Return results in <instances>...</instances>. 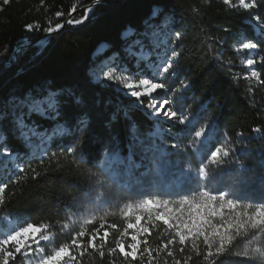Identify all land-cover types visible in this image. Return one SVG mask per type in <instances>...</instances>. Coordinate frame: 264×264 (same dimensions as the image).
Masks as SVG:
<instances>
[{
  "label": "trees",
  "instance_id": "1",
  "mask_svg": "<svg viewBox=\"0 0 264 264\" xmlns=\"http://www.w3.org/2000/svg\"><path fill=\"white\" fill-rule=\"evenodd\" d=\"M92 4L93 0H10L4 5L0 0V52L7 49L0 61V72H3L0 95H6L18 84L25 88L43 85L53 90L70 87L78 74L82 76V66L89 60L98 66L116 67L135 79L153 80L155 76L147 63L158 65L160 57L171 55L168 51L171 46L179 54L174 59V72L164 79L173 90L171 105L175 109V96L182 95V115L194 119L187 125L154 120L145 103L136 107L133 98L108 84L106 88L94 89L93 94L98 91L102 104L106 105L104 121H109L113 114L116 119L111 121L110 129L104 128L102 121L94 120L99 136L84 141L82 152L68 153L67 147L75 146L67 137H37L28 148L9 137L8 143L18 158L12 164H0V185H8L0 193V235L7 227L5 218L20 227L31 223L49 233L47 248L56 251L58 247L70 245L72 238L82 231L85 235L72 251L75 259L70 264H209L205 260L208 248L202 237L189 236L183 243L179 241L178 233L184 231L182 223L189 222L190 218L187 207L178 201L183 195L199 201L198 189H189L197 184L203 186L196 173L199 163L207 162L210 154L195 149L186 151L191 139L186 129L198 130L201 125L210 124L209 147L218 146L227 138L236 153L223 166H214L218 167L216 174L220 179L209 190L236 191L237 196L225 199L239 198L241 204L261 202L258 177L264 173V67L249 66L245 61L259 60L264 57V51L236 46L249 38L264 39V33L250 19L248 10L227 5L223 0H169L166 13L156 22L153 31H161L167 38L177 27L182 29L183 37L178 44L172 45L167 40V48L151 37L143 49L147 59L141 61L137 55L117 58L110 47L98 49L116 39L126 25L147 16L152 0H109L96 25H66L59 33L52 34L43 55H35L40 51V41L46 37L43 29L65 22L73 6L77 10L71 18L78 19L84 7ZM57 12L62 16L57 17ZM255 14L264 16V9L253 10L251 15ZM28 23L38 24L39 28L27 32L24 26ZM25 38L30 45L14 60L13 54ZM252 72L259 74V80ZM48 81L51 84H46ZM185 82H190L191 87L177 93L176 89ZM125 112H128L127 118ZM33 119L41 131L52 126L51 121ZM133 124L135 128L131 127ZM256 127L262 131L253 132ZM239 132H243V137L237 135ZM173 143L179 144V149L171 147ZM161 154L178 162L183 171L177 173L173 167L160 176L153 171L146 179L142 173ZM241 165L249 171H242ZM241 176L249 177V182L240 184ZM181 188L186 190L180 195L162 194L176 193ZM146 199H152L153 203L143 207ZM164 200L169 201L167 206L163 205ZM182 208L183 215L177 219ZM244 211L239 205L235 211L225 207L221 210L222 216L213 217L212 223L224 231L226 222L235 223L238 213L244 218ZM158 215L167 216L169 223L157 220ZM137 216L141 217L139 223ZM129 224L136 225V230L128 228ZM126 230L127 235L122 236ZM105 232L108 235L102 241L100 237ZM229 232L234 234L235 229ZM241 232L233 241V252L264 251V230L249 226ZM93 235L97 237L93 242L95 248L89 246ZM132 235L137 236L135 243L138 244L135 260L126 259L118 249L112 252L117 241L124 243L125 251H131L128 246L133 243ZM169 241L173 242L169 244ZM145 248L150 254L144 252ZM254 260L259 264V253ZM224 264H249V261L231 256L224 258Z\"/></svg>",
  "mask_w": 264,
  "mask_h": 264
},
{
  "label": "snow or ice",
  "instance_id": "2",
  "mask_svg": "<svg viewBox=\"0 0 264 264\" xmlns=\"http://www.w3.org/2000/svg\"><path fill=\"white\" fill-rule=\"evenodd\" d=\"M10 0H3V4H9ZM169 0H152L149 14L141 18L137 23H129L126 25L117 35L114 40H109L106 44L102 45L98 51H102L104 47H110L113 50V56L119 58L121 55L136 56L140 53V60L143 61L147 57L143 53L145 43L151 42V37H155L157 33L153 31L156 22L161 19L162 15L166 13ZM227 5L237 7L233 4V0H223ZM109 6V0H93V4L90 7L83 9V14L78 18H69L63 23H56L54 26L51 24L43 29L46 33L45 39L40 41V51L35 55H43L45 47L48 45L49 40L53 33H59L66 25L70 26H94L100 19L103 9ZM238 6L250 13V19L255 22V26L259 28L261 33H264V16L260 14L251 15L252 11L257 12L264 9V0H238ZM77 10V6L69 11V17H72L73 13ZM57 17H61L62 13L57 12ZM27 32L37 30L38 24L28 23L25 26ZM183 37V30L177 27V30L173 34L167 36L163 41L167 43V40H171L172 45L178 44ZM264 45V39L257 40L255 37L249 38L246 42H241L239 48L243 50L252 51H264L261 46ZM29 46L28 39H24L20 47L16 49L17 53H20L23 49ZM158 47V45H157ZM171 55H164L160 57V63L157 65V75L162 76L167 80V76L170 72H174V59L179 55L175 47H169ZM7 54V49L4 52H0V61H3L4 56ZM35 57H33L34 59ZM259 64L264 67V57L257 59H248L247 65L253 66ZM10 67L11 65H7ZM151 66V65H149ZM108 67L107 64L98 66L94 61L89 60L82 66V76L77 75L74 83L70 87H56L55 90L47 86L28 87L25 88L21 85H15L9 89L6 95H0V164L9 165L13 163L14 158H18V153L14 151L13 147L9 145V137L20 141L25 148H28L33 140L37 137L43 136H60L70 139L75 147H67L68 153L82 152V144L84 141L95 140L98 138L99 133L94 125V120L102 121L104 128H111V121L116 119L113 114L109 121H104V111L106 105H103L100 99V93L98 91L93 94L96 88H106L108 82L127 80V77H117L112 70H105ZM134 67V66H133ZM142 69H137L141 71ZM22 71V70H21ZM131 72L132 69L130 68ZM17 76L20 75L18 71ZM0 76H3V72H0ZM252 76L257 77L259 80V74L252 72ZM156 78V77H153ZM51 84V81L46 82ZM191 87L190 82L181 84L180 89H176L179 93L181 89H188ZM128 95L137 98L136 107H139V98L142 96H149L157 90H164L167 88L171 91V88L166 83H154L150 79H141L138 84H126ZM136 88H142L143 91L134 90ZM176 107L175 109L171 103L164 99L162 103L155 105H147L149 116L154 120H166L176 121L179 125L191 124L193 118L182 115L183 101L182 95L175 96ZM129 105V108H132ZM69 108L71 111H69ZM181 113V114H178ZM127 118L128 112L124 113ZM33 117H39L42 120L51 121V128H45L40 130L39 125L33 119ZM135 128V124L131 126ZM253 132L260 133L262 129L256 127L252 129ZM187 136L191 137L190 143L186 146V151L195 149L197 152L210 153L207 155V162H201L198 165V171L196 176L198 181L203 182V186L200 184L195 185L189 189L191 191H197L199 201L196 199H189L188 195H183L182 199L178 203L187 207V215L190 218L189 222H183L182 228L184 231H180L179 241L183 243L189 236L195 238H203L208 251L205 255V260L209 264H224L225 257L237 256L242 257L249 261V264H257L254 260L256 253H259V264H264V251L255 249L252 252H233V241L237 236L241 235V230H246L249 226L252 229L264 230V173L258 177L260 184V191L258 193L260 203H247L241 204V200L238 199H225L226 196H237L236 191L226 192L213 188L209 190V186L218 183L219 177L217 176L218 167L223 166L229 162V157L235 155L234 148L230 146V142L227 138L221 140L218 146L209 147L212 139V125H201L198 130L195 128L186 129ZM237 135L243 137V132L237 133ZM115 139V136H112ZM173 148L179 149V144L173 143ZM136 167H140L139 164ZM175 168L177 173H181L183 170L180 168L179 163H174L172 160L167 159L165 154L155 160L151 167L145 169L142 175L148 179L151 177L153 171L157 176H160L164 171ZM242 171H249V169L241 165ZM23 171V169H20ZM249 177L241 176L239 183L247 184ZM7 184L0 185V193H3L7 188ZM186 189L181 188L176 193H162L166 195H180L181 191ZM215 193V194H214ZM256 194H253L255 196ZM153 203L152 199H146L143 201L142 206L147 207ZM159 204V201H157ZM164 206L169 204L168 200H164ZM244 208V213L241 218V214H237L236 222L232 223L231 220L226 222L224 231H220V228L212 223V218L218 215L222 216L221 210L227 207L231 211H235L237 206ZM254 211L249 214V210ZM183 215V208L181 209V215L177 216V219H181ZM141 217L137 216L136 221L139 223ZM157 220H163L168 224L169 219L165 215H158ZM115 227V226H113ZM136 225L129 224L128 228H135ZM235 229V233L229 232V229ZM40 229L34 227L33 224L28 223L26 227H20L18 230H12L10 234H6L5 238L0 240V264H15L17 254H21L22 251H27L29 245L26 243L29 233H38ZM144 232H148L147 228L143 229ZM85 235L84 232H79L72 238L71 244L67 247H58L54 254L50 255H34L35 264H70L74 261L75 257L72 255V251L78 247V240ZM108 233H104V237H100L103 241L107 237ZM127 235V230L122 236ZM183 237V239H181ZM45 239H47L45 237ZM97 237L95 235L89 238V246L95 248L93 243ZM133 241L128 247L131 251H125V245L122 241H117L115 248L126 258L135 260L137 258L138 244L137 236L132 235ZM173 241H169L171 244ZM195 244V241H194ZM103 245H101V248ZM11 249V250H10ZM144 252H149V249L145 248ZM150 254V252H149ZM101 255L103 251L101 250Z\"/></svg>",
  "mask_w": 264,
  "mask_h": 264
},
{
  "label": "rangeland",
  "instance_id": "3",
  "mask_svg": "<svg viewBox=\"0 0 264 264\" xmlns=\"http://www.w3.org/2000/svg\"><path fill=\"white\" fill-rule=\"evenodd\" d=\"M233 4L238 6V0H233ZM240 8H242V7H240ZM156 33H157V35L155 37H152L154 42L168 48V42L167 43L163 42L166 39V34H163V32H161V31H157ZM241 42H244V41H241ZM241 42H239L236 47H239V44ZM248 51H252V50H248ZM143 53L147 57L145 52H143ZM137 56H140L139 52L137 53ZM245 62L247 64V61H245ZM149 65H151V66H149ZM147 67L152 70L154 76L156 77L155 79L152 80V82H154V83H165L164 78L162 76L157 75V65H153L152 62H148ZM105 70L114 71V73L117 77H127L128 78L127 80L108 82V84H112L114 86V88L121 91L126 96L133 98L135 100V102L137 103V98H134V97H131L130 95H128V90L126 88V84L136 85V84H138L139 80L149 79V78L141 77V78L135 79L130 74H128L127 72H125L123 70H119L116 67H112V66H108ZM165 75L167 76V74H165ZM134 90L143 91L142 88H136ZM172 93H173L172 89H171V91H168L167 88L164 90H157L156 92L152 93L149 96L140 97L139 98V104L145 103L147 106L151 103V104L155 105L157 103H162L164 99H167L172 104V99H171ZM171 122H176V121L173 120ZM5 220L7 222V227L2 229V231H1L2 233L0 235V240L4 239L5 235L10 234L12 230H18L20 228V226L15 224L13 221H8V219H6V218H5ZM131 229L136 230L135 228H131ZM45 237L47 239H45ZM49 240H50L49 233L43 232L41 229L38 233H35V234L29 233L27 236V240H26V243L29 245V247H28L27 251H22L21 254H17L16 259H15V264H35L34 255L54 254L55 251H52L50 248H47V246H48L47 243L49 242ZM60 264H63V262H60Z\"/></svg>",
  "mask_w": 264,
  "mask_h": 264
},
{
  "label": "water",
  "instance_id": "4",
  "mask_svg": "<svg viewBox=\"0 0 264 264\" xmlns=\"http://www.w3.org/2000/svg\"><path fill=\"white\" fill-rule=\"evenodd\" d=\"M90 6H92V5H89V6H86V7H90ZM86 7H84V8H86ZM69 18H71V17H68L67 20H68ZM45 36H46V35H45ZM29 45H30V43H29ZM17 54L20 55L21 52H20V53H17V52L15 51V53L13 54V59H14V60H16V56H17Z\"/></svg>",
  "mask_w": 264,
  "mask_h": 264
}]
</instances>
